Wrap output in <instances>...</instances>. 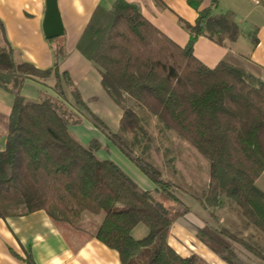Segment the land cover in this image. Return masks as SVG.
Here are the masks:
<instances>
[{
	"label": "trees",
	"instance_id": "obj_1",
	"mask_svg": "<svg viewBox=\"0 0 264 264\" xmlns=\"http://www.w3.org/2000/svg\"><path fill=\"white\" fill-rule=\"evenodd\" d=\"M188 2L198 17L195 24L181 20L191 34L184 47L149 22L136 4L117 0L111 10L98 6L93 11L77 48L101 72L104 89L123 110L117 133L87 106L69 73L60 71L63 46L54 51L52 69L18 62L0 22V88L53 74L54 91L62 97L30 100L14 92L0 150V218L43 210L56 225L79 228L85 212L103 214L92 235L116 250L122 264H202L199 256H182L168 243L173 220L151 192L114 161L96 155L98 143L85 145L69 130L70 124L89 118L163 190L169 183L161 171L125 140L146 133L134 107L139 104L209 161L210 181L200 202L218 206L226 195L264 234V189L257 184L264 172V82L226 60L210 68L196 58L198 36L224 44L241 32L234 12L215 13L218 0L204 9L198 0ZM138 224L148 228L142 238L133 236ZM198 237L228 264L240 263L226 238L264 264V250L227 229H200ZM26 261L36 264L30 256Z\"/></svg>",
	"mask_w": 264,
	"mask_h": 264
},
{
	"label": "crops",
	"instance_id": "obj_2",
	"mask_svg": "<svg viewBox=\"0 0 264 264\" xmlns=\"http://www.w3.org/2000/svg\"><path fill=\"white\" fill-rule=\"evenodd\" d=\"M57 1L64 24V34L48 40L43 27L47 10L45 0H0V22L4 28L6 41L14 49L18 62L33 64L41 70L54 67L56 61L54 51L63 46L64 55L60 56L58 64L60 71L69 73V77L87 106L104 121L110 131L117 133L120 131L123 110L104 89L101 72L77 48L78 41L93 11L98 6L111 10L117 0ZM125 1L136 4L149 22L181 47L189 43L191 34L182 25L181 20L195 24L198 9L194 8L188 0ZM198 1L200 2L199 9H204L211 3V0ZM218 2L215 13L234 12L241 34L237 40H227L224 44L200 35L194 42V55L210 68H214L224 60L234 64H243L248 68L247 71L264 82V0H218ZM56 81L55 75L52 74L41 80L25 78L17 87L12 83L8 90L0 88V114L4 116V122L0 123V150L5 148L7 134L5 125L7 119L5 118L12 111L14 92L19 90L24 97L30 100L61 99L57 91H54ZM66 92L67 98L71 101L70 88L66 89ZM142 114L147 119L156 118L148 111ZM69 130L85 145L91 144L95 140V135L102 132L87 117H82L79 123L70 124ZM141 139L143 137L136 136L133 139L134 145H142L141 153L148 157L150 153L146 148L147 145L142 144ZM98 156L111 160L101 155ZM118 156L117 160L112 159V161L118 164L136 183L134 175L143 181L146 185L145 189L150 190L157 187L148 176L142 175L145 173L135 166V163L125 154H122V151ZM133 168L139 170L140 173ZM89 220L94 224L92 227L59 226L43 210L26 215L0 218V264H29L26 261L28 256L36 264H122L116 250L104 245L92 235L101 219L96 217ZM180 227V230L176 229L178 233L174 236L176 240H168V243L180 255L188 256L190 249L196 246L193 238V236L197 237L196 231L194 232V228L191 230L188 228V230L184 226ZM213 253V251H208L211 258H213ZM217 258L214 261L228 264L220 257Z\"/></svg>",
	"mask_w": 264,
	"mask_h": 264
},
{
	"label": "rangeland",
	"instance_id": "obj_3",
	"mask_svg": "<svg viewBox=\"0 0 264 264\" xmlns=\"http://www.w3.org/2000/svg\"><path fill=\"white\" fill-rule=\"evenodd\" d=\"M231 64L243 67L245 71L248 69L240 63ZM134 107L137 109L138 114H140L142 127L146 130L145 134L138 133L139 138L143 137L141 139L142 144L147 145L146 148H148V152L150 153L145 158L148 159H146L148 163L150 162L151 165H154L161 171V178L169 184L163 190L157 189V187L148 190L145 189L146 185L142 180L140 181L135 175L134 179L140 188L151 192L156 204H159L168 213V216L172 218L173 224L172 228H170L168 240H176L174 236L178 235L176 229L180 230V226H184L185 229L189 228L190 230L194 228L197 236L196 238L193 236L196 246L192 247L187 255L194 254L199 256L202 264L222 263L214 261L218 259L217 257H220L215 252L213 253V258L208 254V251L211 252L212 249L198 237V231L200 229H227L239 238H242V240L253 244L257 249L263 251L264 234L256 226H252L247 222L241 214L238 205L230 200L229 197L222 195L218 206H205L200 202L199 197H202L205 190H207L206 188L210 181V163H208L209 161L201 152L197 151L188 141L180 138L175 131L162 126V123L157 117L153 120L144 117L142 113L146 111L145 108L139 104H136ZM133 139L134 136L132 135L125 138L131 147L134 146L135 141ZM92 142H96L99 145L97 150L98 155L110 158L111 160H117L119 158L118 155H121V151L115 147V144L110 141L108 136L103 134V131L97 133L95 140ZM141 147L142 145L139 144L135 147V153L139 156H143ZM133 169L135 170L136 168ZM135 171L140 173L139 170ZM142 175L144 177L147 176L146 174ZM257 181L258 187L264 189V172ZM96 217L101 219L100 224L103 214L94 215L85 212L82 216L80 226L83 225L85 228L92 227L94 224L89 219L93 220ZM147 229L144 224H138L133 232V236L135 238H142L148 233ZM195 239L197 240L195 241ZM226 240H228L232 247L235 248L236 253H238L240 264H263V262L252 255L241 243L229 240V238H226Z\"/></svg>",
	"mask_w": 264,
	"mask_h": 264
},
{
	"label": "water",
	"instance_id": "obj_4",
	"mask_svg": "<svg viewBox=\"0 0 264 264\" xmlns=\"http://www.w3.org/2000/svg\"><path fill=\"white\" fill-rule=\"evenodd\" d=\"M47 10L44 19V31L47 39L60 37L64 34V24L58 7L57 0H45Z\"/></svg>",
	"mask_w": 264,
	"mask_h": 264
}]
</instances>
